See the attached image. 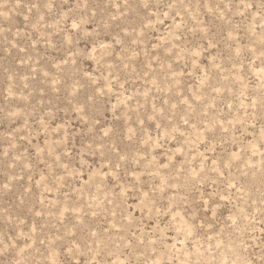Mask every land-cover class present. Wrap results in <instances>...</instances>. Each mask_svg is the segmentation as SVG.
<instances>
[{"label": "rangeland", "instance_id": "obj_1", "mask_svg": "<svg viewBox=\"0 0 264 264\" xmlns=\"http://www.w3.org/2000/svg\"><path fill=\"white\" fill-rule=\"evenodd\" d=\"M0 264H264V0H0Z\"/></svg>", "mask_w": 264, "mask_h": 264}]
</instances>
